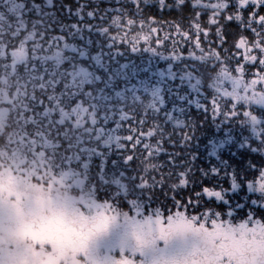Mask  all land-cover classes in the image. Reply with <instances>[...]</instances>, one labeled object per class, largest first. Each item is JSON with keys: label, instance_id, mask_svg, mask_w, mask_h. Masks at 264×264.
Wrapping results in <instances>:
<instances>
[{"label": "snow or ice", "instance_id": "1", "mask_svg": "<svg viewBox=\"0 0 264 264\" xmlns=\"http://www.w3.org/2000/svg\"><path fill=\"white\" fill-rule=\"evenodd\" d=\"M157 6L187 29L161 37ZM0 84L15 143L91 189L74 207L0 171V264L32 259L52 217L90 264H264V0H0Z\"/></svg>", "mask_w": 264, "mask_h": 264}, {"label": "rangeland", "instance_id": "2", "mask_svg": "<svg viewBox=\"0 0 264 264\" xmlns=\"http://www.w3.org/2000/svg\"><path fill=\"white\" fill-rule=\"evenodd\" d=\"M141 60L142 59H140L138 63H140ZM8 123L11 124L12 121H9ZM6 131L7 132H5V139L0 144V171H3L5 173H13V174L17 173L18 171L20 173H25V174L28 171H32L33 174L32 176L28 177V179L32 184L36 186L37 189L41 190L45 195H50L55 201L68 202L72 204L74 207H80L83 204V196H85L90 191L88 187L82 189L80 186H77L75 182H72L71 184H62L54 176L49 178V176L45 174L47 171L46 168L42 166L38 160L34 159L32 155L27 152L26 149L15 143L16 141V136L14 134L15 130L9 127L8 130ZM44 209H46V207ZM44 209H42V211ZM53 218L52 219L55 221L61 220L56 217ZM48 221L51 222V219L49 218ZM45 223L47 225L46 221ZM41 224L42 222H40L38 225L41 226ZM54 225L60 227L61 229L63 223L59 225L54 223L53 221L52 223L45 226L42 230H39L37 224L32 225L29 228L31 230L30 235L32 236L31 237L32 241L33 239L34 240L39 239L40 238L39 236H42L44 240L51 242L52 241L51 236L53 235L52 226ZM66 231H68V234H62V238L55 240V244H51V246L54 245L55 247L58 248L65 247L68 245L73 248L78 247L77 244H73L70 242H59V241H64L63 237H65L67 240L73 239V237H71L72 229ZM36 249L38 248L35 245L33 247L34 253ZM41 251L43 252H40V255L38 254H34V255L39 257L42 264H51V262L54 259H57L58 254H56L55 251H51L50 245H44ZM77 253L78 252L76 250L75 253L72 254V257L75 260L80 259V256ZM60 258L61 257H59L58 260ZM61 263L57 261V263L54 264H61Z\"/></svg>", "mask_w": 264, "mask_h": 264}, {"label": "trees", "instance_id": "3", "mask_svg": "<svg viewBox=\"0 0 264 264\" xmlns=\"http://www.w3.org/2000/svg\"><path fill=\"white\" fill-rule=\"evenodd\" d=\"M97 2H99V0H97ZM110 2H111V0H105V6H107V4L110 3ZM112 2L114 3V0H112ZM56 3H57V8H58V6H59L60 3L75 4V3H76V0H56ZM148 4H149V0H148ZM63 15L66 17L64 23H72V22H75L74 19H67V13H66V12L63 13ZM145 16H152V15H151V12H150L149 9H147V10L145 11ZM153 16L156 17L157 21H159V23H157V24H155V25H153V26H154V27H157V28H159V29H162V30L160 31V36H161V37H163V36L169 31L168 24H167V23H163V22H164V21H170V22H173V24H174L175 22H177L178 17H179V15L174 14V13H171L169 19L166 18L163 14H161V15H157V14H155V15H153ZM204 19H205V21H206L207 17H204ZM54 27H55V31H51V32H49V33H48L49 36H52V35H59V34H60V32H59V25H55ZM154 41H155V34H153V43H154ZM14 43L18 44L19 41H15ZM29 47H31L30 44H29ZM171 48H172L171 42H168V44H167V51L165 52L166 55L171 51ZM121 50H123V49H121ZM161 50L164 51V49H161ZM178 52H179L180 54H182V55L187 59L188 54H189V49L185 48V49H183L182 52H180V50H178ZM196 54L199 55L198 52H197ZM148 58H149V54H147V53H141V54H138L137 56H132V57H131V59L135 60L137 63L139 62L140 59H142L143 61L147 62ZM189 63H191V62L189 61ZM153 66H154V67H159V68H161V69H165V68L167 67V64H166L165 61L153 60ZM182 67H183V64H180L179 62H177V64H176V70H179V69L182 68ZM177 83H179V81H177ZM0 86H3V85L0 84ZM3 87H4V86H3ZM205 87H206V85H205ZM7 99H8V96H7V94H6V93L4 92V90H3V91L0 93V102H2V101H4V100H7ZM145 102H147V98H145ZM138 111H142V110L138 109ZM151 123H152V121H149V125H151ZM109 126L112 127V126H114V125H109ZM126 127H127V125H125V128H126ZM6 130H8V128H7V129L5 128V121L0 120V144H1V143L4 141V139H5V132H7ZM147 130H148V129H147V127H146V128H145V131H147ZM3 133H4V134H3ZM121 134H127V133H126V131H125V132H122ZM205 142H206V141H205ZM253 146L255 147L256 144H254ZM65 147H66V145H65ZM203 150H204V149H203V144H201L200 151L202 152ZM169 151H172V149L169 148ZM126 154H128V153H126ZM136 155H139V153H136ZM222 155H223V157H224L225 159H228V154H227L226 152H225V153H222ZM251 157H257V158H258V154L253 153V154H251ZM116 158H117V157H116L115 154H113V155L109 158V163H108V167H109V169H111V159H116ZM248 158H250V157L247 156V155H245V156H237V157L234 158V159H235V161H236L237 163H239L242 159L246 160V159H248ZM164 159H166V157H165ZM93 163H94V165H95V164H98L99 161H98V160H94ZM138 164H139V161L137 160V161L134 162V164L132 165V167L135 168ZM200 166H201V165H200V161H197L196 167L198 168V167H200ZM93 171H96L95 167L93 168ZM194 171H195V169H194ZM249 178H252L251 175L249 176ZM223 183H224V186H225V187H228V186H229V185H228V182H227L226 179H225V181H224ZM88 188L90 189V186H89ZM90 190H91V189H90ZM240 195H243V193H240ZM125 210H127V208H125Z\"/></svg>", "mask_w": 264, "mask_h": 264}, {"label": "flooded vegetation", "instance_id": "4", "mask_svg": "<svg viewBox=\"0 0 264 264\" xmlns=\"http://www.w3.org/2000/svg\"><path fill=\"white\" fill-rule=\"evenodd\" d=\"M170 2H171V0H170ZM151 4H152V0H149V5H151ZM149 10H150L152 16L155 15V14H157V15L163 14L166 18L169 19L170 15H171V13H169L167 10H165L163 13H161L159 11L158 6L156 8H149ZM184 15L187 16L189 14L185 13ZM178 21L185 25V30H186L187 29V24L189 23V21L188 20H181L180 16L178 17L177 22ZM248 78L251 79V76H249ZM3 90H4V87L0 86V93ZM42 212L46 215L47 212H48L47 207ZM52 218H50L51 222L48 221V219L44 220L42 222L41 226L38 225L39 223H37V227H39V230H42L45 226H47L48 224L52 223L53 221H54V223L59 224V225L61 223H63V226H62L61 229H60V227H58L56 225L52 226L53 235L51 236V238H52L51 242L44 240V238L42 236H39L40 237L39 239H35L36 241L34 239L32 241V239H31L32 236L30 235L31 230L29 228L27 229L26 235H27L28 239L25 241V244L29 248L30 252L32 253V259H30L28 261H22V262H20V264H42L41 260L39 259V257L35 256L34 254L40 255V252H43L41 250L43 249L44 245H50L51 251H55L56 254H58L57 259H54L51 262V264L57 263V261L60 262V263L63 262L61 264H90L89 258L84 254L83 250L78 248V247L73 248V247L68 245V246H65V247L58 248V247H55L54 245L51 246V244H55V240H58V239L62 238V234H68V231H66V230H70L71 229L62 220L55 221V220H53L54 218L53 219ZM257 218H260L259 215L257 216ZM45 221L47 222V225H46ZM71 232H72L71 237H73L72 240H67L65 237H63L64 241H59V242H70V243H73V244H77L76 233L73 230ZM35 245L37 246L38 249H36L35 253H34L33 247ZM76 250L78 252L77 254H79V256H80L79 260H75L72 257V254H74ZM59 257H61V258L58 260ZM117 259H119L118 255H117Z\"/></svg>", "mask_w": 264, "mask_h": 264}]
</instances>
